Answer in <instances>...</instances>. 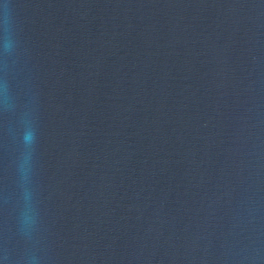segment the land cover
<instances>
[{
	"label": "water",
	"instance_id": "95a60500",
	"mask_svg": "<svg viewBox=\"0 0 264 264\" xmlns=\"http://www.w3.org/2000/svg\"><path fill=\"white\" fill-rule=\"evenodd\" d=\"M0 264H264V0H0Z\"/></svg>",
	"mask_w": 264,
	"mask_h": 264
},
{
	"label": "clouds",
	"instance_id": "9594fccd",
	"mask_svg": "<svg viewBox=\"0 0 264 264\" xmlns=\"http://www.w3.org/2000/svg\"><path fill=\"white\" fill-rule=\"evenodd\" d=\"M27 169H28V161L27 158L25 157L24 159L21 160L19 164V170L22 176L26 173Z\"/></svg>",
	"mask_w": 264,
	"mask_h": 264
}]
</instances>
